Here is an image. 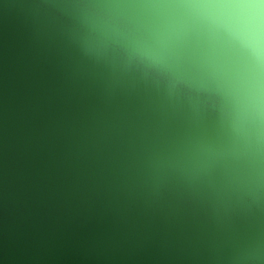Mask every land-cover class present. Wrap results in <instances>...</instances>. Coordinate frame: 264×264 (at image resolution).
Masks as SVG:
<instances>
[{"label":"water","instance_id":"obj_1","mask_svg":"<svg viewBox=\"0 0 264 264\" xmlns=\"http://www.w3.org/2000/svg\"><path fill=\"white\" fill-rule=\"evenodd\" d=\"M0 264H264V0H0Z\"/></svg>","mask_w":264,"mask_h":264}]
</instances>
